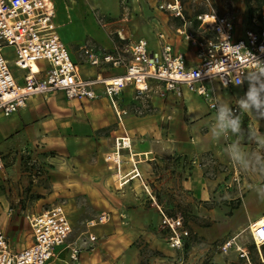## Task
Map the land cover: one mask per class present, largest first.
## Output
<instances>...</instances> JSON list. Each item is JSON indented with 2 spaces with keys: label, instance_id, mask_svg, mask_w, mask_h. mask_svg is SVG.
<instances>
[{
  "label": "rangeland",
  "instance_id": "rangeland-1",
  "mask_svg": "<svg viewBox=\"0 0 264 264\" xmlns=\"http://www.w3.org/2000/svg\"><path fill=\"white\" fill-rule=\"evenodd\" d=\"M53 1L59 33L84 75L91 72V66L83 60L80 45L90 42L101 48L105 39L115 42L118 40L116 28L123 26L125 31H129L130 40L146 38L151 47H155L158 33H165L162 29L176 37L173 27L178 24V20L170 16L168 11L159 8V4L167 0ZM188 1L183 0L188 6H194L195 15L206 11L209 4L212 5L217 13L233 19L238 33H243L246 29L260 28L264 17V3L260 7L257 0H250V7L247 0H192V3ZM4 53L13 73L20 82H23L27 71L16 65L14 48L6 46ZM125 56L127 59L128 55ZM251 87L252 85L247 83L227 92L217 91L220 104H229L232 97L238 103L242 100L246 101ZM128 88L121 90L117 99L120 105L133 115L130 129L133 135V154H139L135 158L139 157L143 160L140 166L149 187L158 197L166 196L167 212L171 215L183 216L184 224L190 233L182 248L171 247L162 236L160 215L156 208L144 201L147 194L139 181L133 180L119 187L112 180V173L105 161V153L110 149L114 136L120 134L122 129L113 106L104 93L96 99L77 104L73 116L54 120L49 118L48 111L45 110L49 107L46 106V99L38 100V104L45 107L41 111L45 124L41 126L42 128H38L40 138L31 146L15 147L10 154L3 156L2 169L5 173L8 169L20 174L19 180L22 178L25 180L24 192L26 191L31 200L45 198L41 200L42 210L58 204L65 207L73 226L67 241L79 236L87 228L88 220L96 218L103 211L110 214L107 222L92 228L97 234L98 241L87 250L96 254V264H139L141 261L143 264H244L243 257L234 247L227 252H223L220 248L226 239L212 241L208 236L194 232L195 226L208 221L200 216V220L195 218L197 217L193 214L195 206L215 208L222 200L201 202L193 197L189 188H184L183 179H188L191 173L189 171L187 173L186 170H191L194 166L191 165L188 169V161L184 162V165L181 164V156L175 147V141L173 143L174 138L169 136L170 128L176 126L171 124V119L168 118L171 110L167 105L161 104L164 88L152 84L150 90L144 94ZM261 95L264 96V92ZM43 97L38 96V99ZM60 98L59 100L63 102L70 100L64 95ZM193 101L194 99L186 100L180 106V111L174 114V121L178 124L185 122L189 130H193L198 137L197 147L200 145V148L195 149L194 153L208 149L202 152L200 157L198 156L204 177L221 180L220 182L224 184L227 181L231 182L230 188L225 189L229 191L232 188L231 194L235 191L245 194L257 183L262 185L264 172L259 168L264 170V158H262L264 107L244 108L240 103L244 114L232 139L234 140L232 147L235 151L233 148L229 149L228 138L222 137L220 124L211 112L206 109L204 112L201 110L197 116L189 114V104ZM94 102L100 104L96 109H90ZM146 119L150 121V126H144L143 122ZM197 122L200 124L189 125ZM0 124L5 123L2 121ZM205 134L207 135L204 136ZM54 135L67 141L64 150L57 151L48 146V139ZM224 145L228 146L226 149L228 160L231 158V151L234 155L238 153L235 158L236 168L232 162L229 164L231 167H227L214 156L224 155ZM143 152L148 153L150 161H145L146 156ZM124 153L127 154V151L125 150ZM8 155L11 156L7 158ZM125 158L123 172H127L131 165L127 160L128 157ZM235 171H238V181L232 180ZM3 177V180H0L2 188L8 186L10 180ZM253 181L256 184H253ZM32 206L35 208L34 204ZM0 224L3 225L2 222ZM26 227L28 233H31L29 224ZM240 238L242 240L240 244L246 243L252 252L255 245L250 242L247 232L241 234ZM17 239V236L12 239V246L16 245Z\"/></svg>",
  "mask_w": 264,
  "mask_h": 264
},
{
  "label": "built area",
  "instance_id": "built-area-1",
  "mask_svg": "<svg viewBox=\"0 0 264 264\" xmlns=\"http://www.w3.org/2000/svg\"><path fill=\"white\" fill-rule=\"evenodd\" d=\"M159 8L184 19L182 0L164 1L159 4ZM56 15L53 0H0V113L10 116L25 107L30 98L55 92L79 101L93 100L104 93L123 131L114 136L110 149L105 153L112 180L119 187L133 180L139 181L147 194L144 201L156 208L160 215L162 236L171 247L182 248L190 231L182 215L167 212L166 196L158 197L147 184L140 166L143 160L139 157L136 159L135 156L139 154L134 155L132 150L133 137L128 132L132 119L127 109L120 107L117 95L129 86L143 94L150 90L153 81H157L164 85V95L173 92L181 96V87L186 86L202 96L209 109L218 117L222 107L206 82L216 79L227 88L241 86L246 82L258 87L264 83V17L260 28L248 29L244 35L235 36V24L230 17L214 11L198 14L197 19L201 25L214 32V36L197 39L189 35L199 46L200 62L196 65L188 64L185 54L175 51L163 33H159L160 43L153 49L146 38L130 40L124 28H120L114 50L108 51L85 42L80 45V52L83 60L92 66L124 65L125 73L116 76H105L102 73L85 76L59 33ZM6 46L14 48L16 65L27 71L23 82L19 81L10 67L4 53ZM125 55L129 58L126 59ZM224 108L228 110L229 118L239 117L240 121L244 114L238 104ZM234 132L231 128H224L226 138H230ZM144 155L145 161H150L147 154ZM125 157H128L131 164L127 172H123ZM230 157V162L236 168V155L232 151ZM3 165L0 156V167ZM191 165H200V162L192 159L188 161L187 168L190 169ZM237 175L238 171H235L234 181H238ZM26 218L33 242L17 252L12 250L0 224V264H50L57 255L58 247L66 243L73 231L69 214L61 204L52 205L40 213L27 214ZM109 219L110 214L103 211L87 221V228L81 238L71 246L73 261L79 259L83 249L92 247L97 241V234L92 228ZM253 224L249 227L252 243L260 247L264 245V222L255 226ZM237 237H229L220 248L227 252L234 247L249 262V251L239 243Z\"/></svg>",
  "mask_w": 264,
  "mask_h": 264
},
{
  "label": "crops",
  "instance_id": "crops-1",
  "mask_svg": "<svg viewBox=\"0 0 264 264\" xmlns=\"http://www.w3.org/2000/svg\"><path fill=\"white\" fill-rule=\"evenodd\" d=\"M188 2L192 3V0H189ZM182 5H183L184 19L178 16H174L168 12L170 16H173L175 19L178 20V24L173 27L175 30L173 33L176 35V37L174 35L171 36L169 32H167L164 29H162V31H165V33L162 31L161 32L165 35L166 40L173 45L175 51L183 52L185 54L188 64L196 65L200 62L199 46L192 40V37L189 35L192 34L197 39L213 37L214 32L205 29L201 25L200 21L197 19V15L200 13H207L211 11L216 12V10L213 8L212 5L209 4L208 5L209 8L206 11H202L195 15L193 5L188 6L186 2H183V0H182ZM219 15H223V14H219ZM121 28L124 27L122 26ZM169 28L170 27H168V29ZM119 29L120 28H116V33ZM246 30H244L243 33H238L237 28L235 26V36L244 35ZM125 32L126 35L128 36L129 31H125ZM159 33L157 36V43L155 47H151V48L156 49L158 44L160 43ZM117 42L118 40L114 42L111 39L110 40L105 39L102 42L104 46L102 45L103 47L101 48L107 49L108 51H112L115 49ZM90 66H91L90 67L91 72H89V74L85 76H95L98 73H102L105 76H116V74L111 75L109 73H125L126 71L124 65L119 67H113L110 65L109 66L90 65ZM247 83L249 82H246L245 84ZM152 84L156 86H162L164 88V85L160 82L153 81ZM206 85L215 94V97L217 98L219 104H220V99L217 95L218 94L217 91L226 90L227 92V90H231L232 88H234V87L231 88L223 87L216 79L206 82ZM244 85H241V87ZM235 87H240V86H235ZM128 89L134 91L136 90L133 86H129ZM99 90L102 91V88H99ZM181 90H182L181 96L178 95L177 93L167 92L165 95L162 96L161 104L164 106L167 105V107L171 110V113H169L168 118L171 119V124L175 125L176 127L170 128L169 136L171 138H174L173 143L175 141V147L177 148V151L181 156L180 158L181 164L184 165V162L186 161L192 159H198L202 155V152H205L206 150L208 151V149H204L200 153H194L195 149L200 148L199 147L200 145L197 147L198 137L195 136L193 130L192 131L189 130L185 122L178 124L177 121H174L175 120L174 114L180 111V106H182L186 100L194 99V101L189 104L188 112L191 116L193 115L197 116V114L200 113L201 110H203L204 112L207 109L209 112L213 114V116L217 120L218 117L214 111H211L209 109L208 104L202 98V96L198 95L196 92L189 90L186 86H182ZM55 93L43 95L44 96L43 99H38V96L30 98L29 99L30 102L28 100L27 106L22 107L21 109H19L17 112L13 113L10 116H5L0 113V123H2V121L3 123H5L4 125L0 124V156L1 157L10 154L13 151V148L15 147L21 148L25 146H31L32 144L36 143L37 140L40 138L38 128L39 127L42 128L41 126L45 124V118L41 116L42 113L41 111H43L45 107L40 106L38 104L39 103L38 100L45 101L46 99V106L49 105V107L45 110L48 111L47 115L52 120L69 118L73 116L74 111H76L77 109L75 108V106L77 104H81V102L88 101V100L85 101L68 100L63 102V100L62 101L59 100V98L63 94L60 92H55ZM52 100L53 103L51 104ZM99 104H100L99 102L97 103L94 102L92 106H90L89 108L96 109ZM230 104H238L241 107L240 103L235 101L233 97L232 99H230L229 104L226 105L220 104V106L224 108ZM119 105H120V101H119ZM202 106L204 107L203 109ZM120 107L123 108L121 105ZM191 108L193 109V111H191ZM128 116L132 119L133 115L129 113ZM200 122H197L195 124L191 123L189 125L191 126L199 125ZM218 122L220 124L219 120ZM132 123H133V119H132ZM143 123L144 126L151 125L148 119H146L145 122ZM130 129L131 126L129 127L128 132L132 135ZM220 130L222 132V137L225 139L226 136L224 135V128L220 127ZM122 132L123 131L121 130L120 134ZM206 135L207 134H205L204 136ZM234 136L235 135L233 133V135L230 138H228L227 145L229 146V149L233 148L235 150V148L232 147L234 141L232 139L234 138ZM66 145H67V141L65 139H59L55 135L54 137L50 136V138L48 139V146L57 149V151L64 150L66 148ZM228 146L224 145L225 153L224 155H222V157L219 155H214V156L216 158H219V161L223 162L227 167H231L229 165L230 160H228L227 152H226ZM235 146L236 148H238L237 145ZM142 151H146V150H142ZM146 154L148 155L147 152ZM10 156L11 155H8L7 158H9ZM237 156L238 153H236V158ZM239 156L241 159L240 154ZM262 158H264V156H262ZM260 169L261 172H264V170H262L261 167L259 168V170ZM6 171L7 173H5V170L2 169V167H0V180H3L4 178L3 176H5L6 179H10L8 186L3 188L0 187V222H2L3 224L2 227L6 232L12 250L17 252L32 244L33 242L32 233H28L26 227L27 224H29L26 215L42 212L43 210L41 208L42 205L41 200L43 201L45 198L42 197L35 201L31 200V197L27 195L26 191L24 192L25 180L23 178L19 180L20 174L15 172V170L10 171L7 169ZM186 171L187 173L188 171L191 173L188 176V179L187 178L183 179L182 184L184 188H189L191 190L194 198H196L198 201L206 202V203L211 200H218V201L222 200L219 201V205L215 208L207 209L203 205H200L198 207L195 206V210L193 209V214L197 216L195 218L199 219L200 216L203 219H207L208 221L203 222L201 225L197 227L195 226L194 232H197L198 235L204 234L205 236H208L209 239H212V241H215L217 239L219 240L228 239L229 237L237 235L238 236L237 239L239 243L242 241L240 235L243 234L244 232H247V234L249 235V240L250 242H252L249 227L252 222H254L259 217L264 215V182L262 185L257 183V185L251 187L249 191L247 190L245 194L238 193L237 191L231 194L232 188L230 189L231 191L225 190L230 188L229 186L231 185V182L229 183L227 181L224 184L223 182H220L221 180L216 181V180H211L208 177H204L203 175L204 171L202 169L201 164L194 165V167L191 170H186ZM259 180L262 181V179ZM253 184H256V182L253 181ZM258 185H260V188L258 187ZM221 194L224 195L220 197L219 195ZM232 203H234L233 207H232ZM32 204L35 205V208H33ZM29 230H31L30 226H29ZM83 232L84 230L74 240L66 241L64 245L59 246L57 249V255L50 261V264H96L95 263L96 254L92 251L87 250V248L83 249L77 261H73L71 259V246L75 240H79V238H81ZM16 236L18 237L17 243L16 245L12 246L11 241L14 237L16 238ZM243 245H245V247L248 249L249 258H250L249 259L250 261L248 262V260L247 259L245 260V258L243 257L245 261L244 264H264V245L260 247H256V246L253 247L252 252L246 246V243H243Z\"/></svg>",
  "mask_w": 264,
  "mask_h": 264
},
{
  "label": "clouds",
  "instance_id": "clouds-1",
  "mask_svg": "<svg viewBox=\"0 0 264 264\" xmlns=\"http://www.w3.org/2000/svg\"><path fill=\"white\" fill-rule=\"evenodd\" d=\"M264 92V83L260 84L259 87L253 85L251 90L247 93V100H242L240 103L244 108L250 106L257 109L264 107V96L261 93ZM228 110L221 108L218 112V120L220 121L221 128H231L233 131H237L239 127V117L229 118L227 115Z\"/></svg>",
  "mask_w": 264,
  "mask_h": 264
},
{
  "label": "bare ground",
  "instance_id": "bare-ground-1",
  "mask_svg": "<svg viewBox=\"0 0 264 264\" xmlns=\"http://www.w3.org/2000/svg\"><path fill=\"white\" fill-rule=\"evenodd\" d=\"M34 68H35V66H34ZM130 179H132V177H131ZM263 222H264V215H262L261 217H259L257 220H255V221L252 222V223H254L253 226H255V225H257V224H261V223H263Z\"/></svg>",
  "mask_w": 264,
  "mask_h": 264
},
{
  "label": "trees",
  "instance_id": "trees-1",
  "mask_svg": "<svg viewBox=\"0 0 264 264\" xmlns=\"http://www.w3.org/2000/svg\"><path fill=\"white\" fill-rule=\"evenodd\" d=\"M249 2H250V0H247V4H248V6H249ZM257 2H258V5L261 7L262 5H263V3H264V0H257ZM250 7V6H249ZM185 242V241H184ZM139 264H143V262L141 261Z\"/></svg>",
  "mask_w": 264,
  "mask_h": 264
}]
</instances>
